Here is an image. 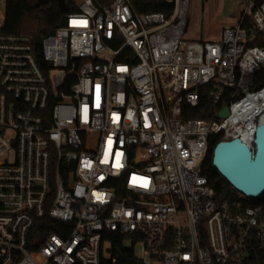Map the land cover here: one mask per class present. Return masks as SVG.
Returning <instances> with one entry per match:
<instances>
[{
  "label": "built area",
  "instance_id": "obj_1",
  "mask_svg": "<svg viewBox=\"0 0 264 264\" xmlns=\"http://www.w3.org/2000/svg\"><path fill=\"white\" fill-rule=\"evenodd\" d=\"M65 1L42 66L0 0V264H264V197L223 201L204 167L217 138L255 151L264 0L200 41L192 0ZM203 88L228 118H185ZM45 217L63 226L37 238Z\"/></svg>",
  "mask_w": 264,
  "mask_h": 264
},
{
  "label": "trees",
  "instance_id": "obj_2",
  "mask_svg": "<svg viewBox=\"0 0 264 264\" xmlns=\"http://www.w3.org/2000/svg\"><path fill=\"white\" fill-rule=\"evenodd\" d=\"M73 5L75 0H70ZM136 5L141 4L140 10L144 12H169L173 6L166 0H133ZM71 11H75L72 6ZM67 13L61 12L58 0H8L7 17L4 27L6 34H20L29 36L34 44L35 51L42 66L47 65L42 56V44L45 38L53 35L58 28L65 26ZM259 44L264 45V37L260 39ZM74 77H70L72 83ZM264 85V67L255 75V87L260 88ZM208 88H203L199 106L192 108L185 107L186 119H205L218 120L216 110L212 106L211 100L207 94ZM220 139H215L210 147L207 160L205 162L206 175L211 186L215 189L219 199H237L238 193L231 188L227 182L213 168L214 150ZM254 203V201L252 202ZM49 217L39 220L34 232L37 238H45L60 230L54 226ZM133 255V252L128 254Z\"/></svg>",
  "mask_w": 264,
  "mask_h": 264
},
{
  "label": "water",
  "instance_id": "obj_3",
  "mask_svg": "<svg viewBox=\"0 0 264 264\" xmlns=\"http://www.w3.org/2000/svg\"><path fill=\"white\" fill-rule=\"evenodd\" d=\"M58 3L61 12H69L65 0ZM229 115V107L225 105L218 119ZM255 137V151L241 139H234L219 142L213 157V168L234 191L249 200L264 197V122L258 125Z\"/></svg>",
  "mask_w": 264,
  "mask_h": 264
},
{
  "label": "rangeland",
  "instance_id": "obj_4",
  "mask_svg": "<svg viewBox=\"0 0 264 264\" xmlns=\"http://www.w3.org/2000/svg\"><path fill=\"white\" fill-rule=\"evenodd\" d=\"M242 10L241 0H192L186 39L218 40L224 28L237 25ZM105 248H110V245L106 244ZM137 253L141 254L140 247Z\"/></svg>",
  "mask_w": 264,
  "mask_h": 264
},
{
  "label": "bare ground",
  "instance_id": "obj_5",
  "mask_svg": "<svg viewBox=\"0 0 264 264\" xmlns=\"http://www.w3.org/2000/svg\"><path fill=\"white\" fill-rule=\"evenodd\" d=\"M264 104V103H263ZM264 106V105H263ZM262 122H264V116L262 117Z\"/></svg>",
  "mask_w": 264,
  "mask_h": 264
}]
</instances>
